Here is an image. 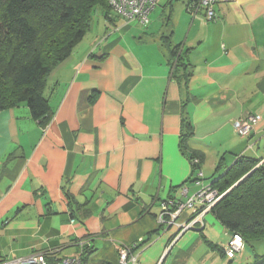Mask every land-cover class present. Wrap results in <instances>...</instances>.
<instances>
[{
    "label": "crops",
    "instance_id": "0c3cea01",
    "mask_svg": "<svg viewBox=\"0 0 264 264\" xmlns=\"http://www.w3.org/2000/svg\"><path fill=\"white\" fill-rule=\"evenodd\" d=\"M214 12L159 0L146 25L100 12L91 43L85 35L48 74L45 124L25 103L0 110V261L43 251L116 264L117 247L142 238L135 264H264V239L227 257L236 232L211 211L177 237L159 220L182 186L190 195L240 157L264 160V0ZM163 37L186 51L187 76L172 75ZM250 114L258 120L242 137L233 121Z\"/></svg>",
    "mask_w": 264,
    "mask_h": 264
},
{
    "label": "trees",
    "instance_id": "16d2710c",
    "mask_svg": "<svg viewBox=\"0 0 264 264\" xmlns=\"http://www.w3.org/2000/svg\"><path fill=\"white\" fill-rule=\"evenodd\" d=\"M97 7L105 17L113 14L107 0H0V110L25 103L33 119L48 121L52 112L44 95L48 74L90 30ZM162 40L172 75L180 70L187 76L186 51L170 45L166 37ZM186 128L190 132L189 124ZM181 149L193 166H199L200 154L185 151L183 140ZM260 161L240 157L210 184L224 192L211 212L247 241L264 239V160Z\"/></svg>",
    "mask_w": 264,
    "mask_h": 264
},
{
    "label": "built area",
    "instance_id": "2783aa9c",
    "mask_svg": "<svg viewBox=\"0 0 264 264\" xmlns=\"http://www.w3.org/2000/svg\"><path fill=\"white\" fill-rule=\"evenodd\" d=\"M235 0H184L185 10L192 16L202 12L207 19L214 17V7L218 3L233 2ZM159 0H107L113 14L120 17L124 22L136 21L141 25L149 22V14L157 5ZM258 120V116L254 114L240 117L233 121V127L238 135L245 137L253 128L254 123ZM197 163L196 158L193 159ZM202 173H197L201 177ZM180 194L184 197L177 201L164 200L161 203V212L159 220L166 224L176 225L179 229L177 237L180 233L188 229H199L203 226V217L210 212L212 207L223 196L224 192L212 187L210 184H200V187L194 193L188 195L187 187L182 186ZM191 210V215L185 223L178 222L179 215ZM139 238L131 245H119L117 247V263L116 264H135L138 262V253L133 252V248ZM225 254L229 258H234L243 250V238L239 233H233L231 238L222 246ZM0 264H88L81 254L76 256H63L48 259L47 253L43 251L34 252L26 257L15 259H6L0 261Z\"/></svg>",
    "mask_w": 264,
    "mask_h": 264
},
{
    "label": "rangeland",
    "instance_id": "374dc122",
    "mask_svg": "<svg viewBox=\"0 0 264 264\" xmlns=\"http://www.w3.org/2000/svg\"><path fill=\"white\" fill-rule=\"evenodd\" d=\"M175 1H179V0H175ZM100 12H101V9L99 7L95 8L94 15H93V19H92V22H91V25H90V30H92V31L94 29H96V27H97L96 25L98 24V21L97 20L99 18L102 21H105L104 20L105 17L102 16V14ZM132 22H133V24H135L134 21H132ZM136 25H137V23H136ZM143 29H147V27H144ZM90 30L86 33V39L83 41L82 46H88L89 43H91L92 38H93V34H92V32Z\"/></svg>",
    "mask_w": 264,
    "mask_h": 264
}]
</instances>
